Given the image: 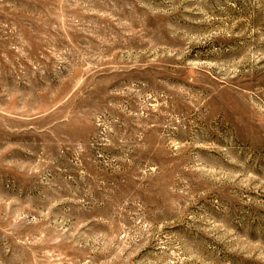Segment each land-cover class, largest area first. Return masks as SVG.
<instances>
[{
	"label": "rangeland",
	"instance_id": "374dc122",
	"mask_svg": "<svg viewBox=\"0 0 264 264\" xmlns=\"http://www.w3.org/2000/svg\"><path fill=\"white\" fill-rule=\"evenodd\" d=\"M0 264H264V0H0Z\"/></svg>",
	"mask_w": 264,
	"mask_h": 264
}]
</instances>
